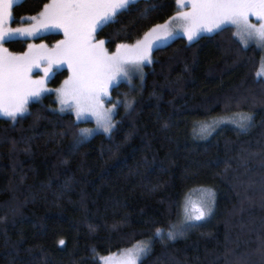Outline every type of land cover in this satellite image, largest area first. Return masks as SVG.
Instances as JSON below:
<instances>
[{
	"label": "trees",
	"instance_id": "trees-1",
	"mask_svg": "<svg viewBox=\"0 0 264 264\" xmlns=\"http://www.w3.org/2000/svg\"><path fill=\"white\" fill-rule=\"evenodd\" d=\"M49 1L20 0L11 25L29 22ZM164 3L147 19L136 10L119 16L97 39L114 37L109 51L136 42L177 11L175 0ZM233 32L176 37L155 48L143 80L111 89L113 101L124 94L136 100L131 115L119 109L114 120L122 122L111 136L96 133L74 149L72 135H61L74 114L47 110L56 108L53 93L29 104L39 118L13 124L0 117V264H101L177 223V204L197 188L214 191L212 214L175 242L157 239L144 264H264V154L249 155L264 146L261 53L254 45L241 50ZM63 38L51 32L31 42L51 46ZM28 44L14 37L3 45L21 54ZM67 73L56 71L50 84ZM238 113L255 114L248 133L220 124L201 138V123Z\"/></svg>",
	"mask_w": 264,
	"mask_h": 264
},
{
	"label": "snow or ice",
	"instance_id": "snow-or-ice-1",
	"mask_svg": "<svg viewBox=\"0 0 264 264\" xmlns=\"http://www.w3.org/2000/svg\"><path fill=\"white\" fill-rule=\"evenodd\" d=\"M13 3L14 0H0V115L13 124L26 116L39 118V113L29 110V104H43L45 94L54 92V102L58 107L47 110L57 116L74 114V119L67 121L61 133L72 135L74 149L98 129L111 136L122 122L114 120L121 107L126 115L135 112V98L128 99L124 94L125 99L113 101L110 89L122 79L131 83L138 70L146 63H153L152 52L157 41L172 37L178 29L192 42L202 39L204 33L220 34L235 28L232 35L238 38L241 50L252 45L264 50V0H175L178 10L174 16L151 27L134 44H117L114 52H109L106 47V44L114 42V37L97 39L104 28L118 23L119 16L133 10L147 19L152 12L166 7L164 0H143L142 9L138 7L141 0H52L37 16L29 18L27 26L18 28L8 26L13 19ZM185 8L188 10H183ZM250 16L256 17L257 23H252ZM51 28L61 29L64 36L52 48L44 44H29L26 52L17 55L3 47L17 35L35 38L41 30ZM65 64L70 72L68 78L59 88L48 89V80L55 76L57 68ZM33 69H41L43 75L33 78ZM140 78L143 80L142 72ZM106 100L111 107H105ZM90 117L95 119L97 128H79V124ZM254 122V113H238L236 118L220 123L235 124L238 134H246ZM217 126L215 122L201 124V138L206 139ZM261 154H264V146H261L260 153H249L250 156ZM200 192L197 201L177 204V216L182 215L179 223L170 222L166 227L155 228L147 240L126 250L122 264H144L157 239L166 246L199 227L197 222L211 215L215 204L212 189L202 188ZM22 242L17 241L15 246ZM59 244L64 245L65 241L61 239ZM103 264H109L108 260L105 259Z\"/></svg>",
	"mask_w": 264,
	"mask_h": 264
},
{
	"label": "rangeland",
	"instance_id": "rangeland-1",
	"mask_svg": "<svg viewBox=\"0 0 264 264\" xmlns=\"http://www.w3.org/2000/svg\"><path fill=\"white\" fill-rule=\"evenodd\" d=\"M20 0H14V3H13V5L14 4H16L17 2H19ZM52 2V0H50L47 4H50ZM44 8V7H43ZM43 8L41 9V11H43ZM178 10V9H177ZM183 10H188L187 8H185V9H183ZM40 11V12H41ZM39 12V13H40ZM177 12V11H176ZM176 12L172 15V16H174L175 14H176ZM39 13H37L35 16H37ZM172 16H170V17H172ZM169 17V18H170ZM168 18V19H169ZM167 19V20H168ZM249 19H250V21L252 22V23H257V19H256V17H254V16H250L249 17ZM167 20H165V21H167ZM164 21V22H165ZM30 22V21H29ZM29 22H27V23H24V24H21V25H18V26H12L11 25V21H9L8 22V26H10V27H12V28H18V27H22V26H27V24L29 23ZM164 22H162V23H159V24H163ZM234 30L236 31V29L234 28ZM51 32H61V33H63V31L61 30V29H56V28H51V29H47V30H41L38 34H37V36L35 37V38H37V37H39V36H41V35H44V34H47V33H51ZM204 34H211V33H204ZM203 34V35H204ZM17 38H20V39H27V40H29V44H35V45H40L41 43H33V42H31V40L32 39H34V38H32V37H24V36H19V35H17L16 36ZM143 37V36H142ZM141 37V38H142ZM176 37H183V38H185L186 40H187V37L183 34V32L181 31V30H179L178 29V31H177V33L176 34H174L172 37H169V38H167V39H163V40H160V41H157V47H161V46H164L165 44H167V43H169L170 41H172L174 38H176ZM188 41V40H187ZM135 43V42H134ZM134 43H131V44H134ZM28 44V45H29ZM47 46V45H46ZM54 45H51V46H47L48 48H52ZM255 46V45H254ZM3 47H4V45H3ZM156 47V48H157ZM257 48V47H256ZM155 49V48H154ZM259 51H260V53H261V57H260V64H259V68H258V70H257V76L258 77H260V78H263L264 79V50H261V49H259V48H257ZM116 50V48L113 50V51H109V52H114ZM18 55V54H17ZM147 64V63H146ZM145 64V65H146ZM63 68H65V69H67V71H68V73H67V75H66V77H64L62 80H61V82L57 85V86H52L51 84H50V81H51V79H49L48 80V82H47V84H46V87L48 88V89H56V88H59L62 84H63V82H64V80H66L67 78H68V76L70 75V72H69V70H68V68H67V65L65 64V65H63L62 67H59V68H57L55 71H58V70H61V69H63ZM140 72H143V68L142 69H140V70H138L137 72H136V74L133 76V78H140ZM38 74V75H37ZM259 74V75H258ZM40 75H43V72H42V70L41 69H33V78H39V76ZM132 78V79H133ZM127 82L128 80H126V79H122V80H120V81H118V82H116V84L115 85H117L118 83H120V82ZM112 89V88H111ZM111 89H110V96H111ZM53 95H54V98H55V100H56V96H55V93L53 92ZM58 107V104H56V108ZM105 107L106 108H108V107H111V104L110 103H108L107 102V100H106V102H105ZM0 117H4V116H2V115H0ZM6 118V117H5ZM234 118H236V114H233V115H229V116H225V117H222V118H213V119H211L209 122H206V123H201V124H213L214 122L216 123V125H220V124H223V123H220L221 121H226V120H229V119H234ZM87 121H89V122H91L89 125H84V126H82L81 128H91V129H96L97 128V124H96V121H95V119L94 118H89ZM86 122V121H85ZM201 124L198 126V129L200 130V127H201ZM225 125V124H224ZM227 125H231V126H234V127H236L235 126V124H227ZM96 133H103V131H102V129H98V131L96 132ZM95 133V134H96ZM94 134V135H95ZM105 134V133H104ZM200 189H202V188H197V189H194V190H192V191H190L189 193H187L186 195H185V197L183 198V200H182V202H181V204H183V203H185V202H187V201H189V200H191V201H193V202H195V201H197L198 199H199V197H200V194H201V192H200ZM213 191V190H212ZM214 192V191H213ZM209 217V216H208ZM207 217V218H208ZM206 218V219H207ZM180 219H182V215L180 216V217H178V221H177V223H179V220ZM205 219V220H206ZM204 220V221H205ZM201 222H203V221H201ZM201 222H197V223H201ZM145 240H147V239H142V240H139V241H137V242H140V241H145ZM137 242H135L133 245H131V246H129V247H127V248H125V249H122V250H120V251H118V252H112V253H109V254H107V255H105L104 257H102V259H101V264H103V262H104V260L105 259H107L108 260V262H109V264H122V260H123V258H124V254H125V252H126V250H128V249H131L134 245H136L137 244Z\"/></svg>",
	"mask_w": 264,
	"mask_h": 264
}]
</instances>
